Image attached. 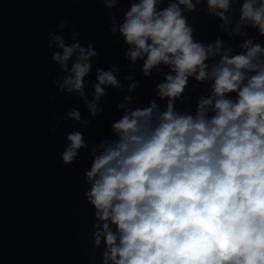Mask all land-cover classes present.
<instances>
[{
  "label": "clouds",
  "instance_id": "1",
  "mask_svg": "<svg viewBox=\"0 0 264 264\" xmlns=\"http://www.w3.org/2000/svg\"><path fill=\"white\" fill-rule=\"evenodd\" d=\"M100 2L129 72L140 64L144 79L161 77L148 103L134 106L141 81L121 77V66H96L89 93L94 44L82 45L67 19L47 34L58 95L75 96L96 119L109 90L123 94L109 137L90 145L74 129L61 153L65 166L81 151L91 156L83 196L101 264H264V45L250 36L264 39V0H129L122 22L111 11L121 0ZM201 6L236 47L196 38L188 15ZM192 81L208 91L194 111L179 109ZM54 119L53 135L64 121L91 123L77 108Z\"/></svg>",
  "mask_w": 264,
  "mask_h": 264
}]
</instances>
